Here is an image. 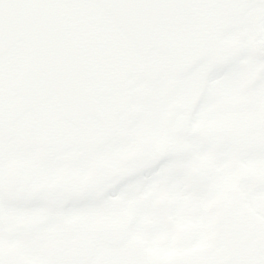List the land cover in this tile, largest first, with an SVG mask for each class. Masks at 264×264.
<instances>
[{"label":"flooded vegetation","instance_id":"1","mask_svg":"<svg viewBox=\"0 0 264 264\" xmlns=\"http://www.w3.org/2000/svg\"><path fill=\"white\" fill-rule=\"evenodd\" d=\"M219 62L128 79L110 139H0V264H264V0Z\"/></svg>","mask_w":264,"mask_h":264},{"label":"water","instance_id":"2","mask_svg":"<svg viewBox=\"0 0 264 264\" xmlns=\"http://www.w3.org/2000/svg\"><path fill=\"white\" fill-rule=\"evenodd\" d=\"M261 0H0V139L37 160L104 145L128 79L183 75Z\"/></svg>","mask_w":264,"mask_h":264}]
</instances>
